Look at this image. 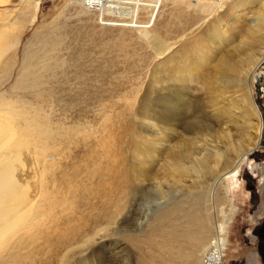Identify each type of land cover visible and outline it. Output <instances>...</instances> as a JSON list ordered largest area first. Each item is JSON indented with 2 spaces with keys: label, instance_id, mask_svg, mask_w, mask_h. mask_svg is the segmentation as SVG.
I'll return each mask as SVG.
<instances>
[{
  "label": "rangeland",
  "instance_id": "374dc122",
  "mask_svg": "<svg viewBox=\"0 0 264 264\" xmlns=\"http://www.w3.org/2000/svg\"><path fill=\"white\" fill-rule=\"evenodd\" d=\"M36 2L28 10L23 0L0 6V215L7 214L0 217V264H160L162 234L178 240L184 225L181 214L168 211L197 192L192 179L173 181L171 165L180 156L167 152L180 144L197 152L204 146L235 161L240 141L244 151L255 147L256 120L242 118V99L251 87L256 107L264 109V62L248 76L239 70L241 85L224 86L218 66L225 57L236 62L241 43L251 40L254 17L226 24L220 48L210 37L212 19L205 21L191 0L165 1L147 30L98 26L72 0ZM154 34L164 43L162 54L151 44ZM195 45L211 56L188 83L207 126L194 134L200 140L178 127L141 129L139 109L180 85L177 71L199 61ZM140 137L167 147L151 159L140 157L147 172L136 186L126 173L139 164ZM255 150L235 176L237 190L226 193L223 184L214 194L218 219L228 212L229 198L237 207L223 264H257L245 236L264 206V157L256 159ZM217 169L211 183L225 172L222 164ZM111 214L120 215L96 237Z\"/></svg>",
  "mask_w": 264,
  "mask_h": 264
},
{
  "label": "bare ground",
  "instance_id": "6f19581e",
  "mask_svg": "<svg viewBox=\"0 0 264 264\" xmlns=\"http://www.w3.org/2000/svg\"><path fill=\"white\" fill-rule=\"evenodd\" d=\"M10 1L11 0H0V6H4L7 3L9 4ZM34 1L23 0V6L26 7V10H28L27 8L32 9L37 4L36 0ZM136 1V7L131 10L136 11L134 13V17H136V20L121 21L125 26H119V28L147 30L154 26L158 11L160 10L164 1L160 3L157 2V0ZM158 4L159 8L157 9ZM195 6L200 12L205 14V21L212 19V22L210 23L212 36L210 35V37H212V42L214 43L216 41L220 48L227 41L225 39V37H228L226 24H235V22H238L240 19H246L247 17H249V14L254 17V19H252L251 21V30L249 31L251 40H247L241 43V53L238 54L239 56H236V58H238V61L236 60V62H234L235 60H229L226 57L218 61L221 62L218 66H220L219 69L222 72L219 74H221L223 78L222 81L224 86L229 84L241 85V83L243 82L242 79L238 80L235 77V74H238L240 70L245 76H248V74H251V72L256 69L259 64L264 62V0H221L218 2L199 0L196 1ZM138 11L144 12L143 15H139L138 17ZM105 12H110L109 8H106ZM145 13V19L141 20L140 18L144 17ZM222 19L225 23L222 22ZM23 22L24 21H21L20 25H22ZM230 27L232 26L230 25ZM151 44H153L158 54H162L165 50L164 43L156 34L152 35ZM199 46L200 45H195L194 47V50H197L194 55H196V58H199V61H196L195 64H193L192 69H187L185 63L182 68L177 71L178 74L175 76V81H173L179 83L180 85L169 87L165 90V94L163 95H161V93L158 96L155 95L153 99H149L147 105L145 103V107L139 109L138 115L142 116L139 123L141 129L146 128L147 130L156 133L155 129L158 127L162 128L163 131H173L174 127H178L182 128L186 134L193 135L192 141L200 140L199 136L197 134H194L200 133V131L203 132V130L207 129V126L203 122V120L205 119L200 113V107H195L196 104L194 106L192 104L191 98H189L188 91L190 90V88L188 87V85L193 81V78L190 74L192 73L191 71L198 69L199 67H203L202 64L207 66L208 64L206 63V61L209 60V57L211 56L210 54H208L209 52H206L207 50L203 51L201 49L202 46ZM256 46H260V48L258 47L259 53L253 54ZM201 59H204L205 61ZM232 73L234 76H232V78H229V75H231ZM32 76H34V74ZM35 84L33 85L34 87L36 86ZM26 85L28 87L29 84ZM247 88V97L242 99V111L244 115V117L242 116V118L244 119L252 116L256 120L255 125L252 126L256 135L254 145L255 147L253 149L251 148L247 151H244L245 143L240 141L238 147L233 149V153L238 155L235 161L229 158L227 153L225 154L224 152L218 151L212 152L207 150V148L204 146H201V152H197L196 149H192L188 145L180 144L176 146L174 145V147H172L167 152L171 156V158H177L178 156H180V160L176 159L177 162L174 161V163L171 165L172 169H170V175L172 174L173 181H182L183 178L192 179L193 187L197 189V192H188V196H185L186 194L184 195L186 197L185 201H182L183 199H180V201H177L178 203L174 205L175 207L168 211V214H181L184 225L180 234L178 235V240H175V233L174 235H170L171 233L168 235L162 234L163 244L159 246V254L157 255L160 264H223V257L225 256L224 251L227 250L228 245V228L230 226V223L232 222V217L237 210V207L233 204V198H229L228 212L223 215L222 218L220 217V219H218L219 210L217 209V206H215L216 198L214 194L217 191L218 187L223 184H227L224 185L226 193H230L231 190H237L238 185L235 182L233 183L235 176L238 174V170L242 162L245 160V155L247 156L257 148L261 136V117L258 108L256 107L252 99V88ZM6 106L8 105L6 104ZM232 106L233 105H231V107ZM220 112V116H226L229 118L228 112L227 114L225 111ZM187 115H190V117L192 118L195 116L194 121H185V119H187ZM1 132L2 131H0V133ZM160 142L162 141L159 140V142H156L154 139L147 141L142 137L139 138L138 147L136 150V160L139 164H137L135 169H131L126 173V178L130 182V184L137 186V183L139 181L140 183H142V180L145 181L144 177L146 176V174L144 172H147V169L143 168V165L141 163L142 158L140 157H143L144 155L145 158L151 159L154 157L155 153L163 154L162 151H165L167 146H163V144L165 143ZM249 142L246 143V145H248ZM219 164L223 165L225 172L220 175L213 183H211L213 177H215V175L218 173L217 167L219 166ZM124 178L125 176L123 177V179ZM0 182L2 183V181ZM122 193H124V189L122 190ZM187 204L189 207L186 208L185 205ZM5 214L6 213H3V215H0V217L7 215ZM213 214V217H215V221H213ZM118 215L120 214H117L115 216H112L111 214L110 217H108L106 220V226H103L100 230L97 229V233L95 232L96 237L99 238L101 230H103L104 228H108L111 224H113L112 221L114 222ZM2 223L3 222H1L0 225H2ZM211 231L215 232V236L212 239L210 238ZM176 242L177 247L173 248V243ZM74 244H72L74 248H77L78 245ZM209 248L211 250H209ZM204 261L206 262L204 263Z\"/></svg>",
  "mask_w": 264,
  "mask_h": 264
},
{
  "label": "built area",
  "instance_id": "2783aa9c",
  "mask_svg": "<svg viewBox=\"0 0 264 264\" xmlns=\"http://www.w3.org/2000/svg\"><path fill=\"white\" fill-rule=\"evenodd\" d=\"M107 1L112 3L109 7L106 6ZM136 0H73L76 2L74 4H80L83 8L88 10L94 18L95 23L101 27L113 26H125L121 21H135L136 17H134V13L136 11H131L136 7ZM155 1V0H154ZM165 2L167 0H157V2ZM191 1H199V0H191ZM210 1H221V0H210ZM103 4V5H101ZM154 4V3H153ZM106 8H109L110 12L106 13ZM159 8V4L157 5V9ZM130 11V15H127L125 11ZM133 12V16H132ZM144 12L138 11L139 15L142 16ZM133 17V18H132ZM208 259V258H207ZM206 261H204L205 263Z\"/></svg>",
  "mask_w": 264,
  "mask_h": 264
},
{
  "label": "flooded vegetation",
  "instance_id": "af4514ba",
  "mask_svg": "<svg viewBox=\"0 0 264 264\" xmlns=\"http://www.w3.org/2000/svg\"><path fill=\"white\" fill-rule=\"evenodd\" d=\"M259 114L261 117L262 128H261V136H260L259 144L256 148L259 150H255L254 152V157L256 159H259L260 157H264V109H262V111H259ZM258 208L259 205L256 206V209ZM245 236L248 245H253L251 248L253 249L252 253L255 256L253 260L256 261L257 264H264V206L261 212V216L252 226L250 232H248V234H245Z\"/></svg>",
  "mask_w": 264,
  "mask_h": 264
}]
</instances>
